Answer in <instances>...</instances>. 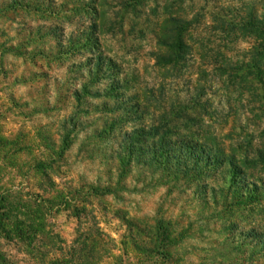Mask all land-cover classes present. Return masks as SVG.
I'll return each mask as SVG.
<instances>
[{
    "label": "rangeland",
    "instance_id": "1",
    "mask_svg": "<svg viewBox=\"0 0 264 264\" xmlns=\"http://www.w3.org/2000/svg\"><path fill=\"white\" fill-rule=\"evenodd\" d=\"M263 55L264 0H0V264H264Z\"/></svg>",
    "mask_w": 264,
    "mask_h": 264
},
{
    "label": "trees",
    "instance_id": "2",
    "mask_svg": "<svg viewBox=\"0 0 264 264\" xmlns=\"http://www.w3.org/2000/svg\"><path fill=\"white\" fill-rule=\"evenodd\" d=\"M184 53V52H183ZM264 56V55H263ZM98 59V67H97V71L100 70V68H104V69H109V70H113L116 68L115 64L112 61H108L107 59L102 58L101 56L97 58ZM261 66H258L256 68H249L247 70L249 71H253V70H257L259 71L262 75V78H264V68H260ZM222 70V69H221ZM241 69L236 68L234 71H239ZM227 71V70H224ZM248 82H246L245 84H247ZM248 85V84H247ZM151 132H158V129H153ZM150 136L154 135L152 133H149ZM141 135V134H140ZM164 151H166L167 146L165 143V146L162 148ZM168 157L169 158H174L176 155L175 150H168ZM180 155L181 158H183L185 160V166H186V174H189L188 171H196V174L198 175H204V172L207 170H213V169H218V168H222L224 167V169H226V166H229V172L232 170L236 169V172L233 173L234 177H238V175H241V169L242 167L238 165L237 163V157L236 154L231 153L230 154H226L224 153V151L222 149H220L219 147H208V146H203L199 151H197L196 153L193 152L191 149L186 148L185 146H182L180 148L179 151H177ZM156 155V152L154 153ZM258 156H260L262 159L264 158V156L262 154H260V152L256 153ZM246 164L248 162V160H243ZM97 239V241L100 242V245L102 246V250L104 253H106L107 251V247L108 245H110L111 240L103 233L101 232H97V234L94 235V233H89V238L93 237ZM88 241H90V239H87V243ZM91 253L88 254V259L86 264H90V261H88L90 259ZM67 264V262L65 260H59V259H55L53 261V263H47V264Z\"/></svg>",
    "mask_w": 264,
    "mask_h": 264
}]
</instances>
